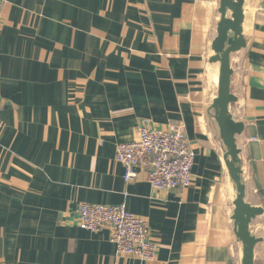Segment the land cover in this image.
I'll list each match as a JSON object with an SVG mask.
<instances>
[{
	"label": "crops",
	"instance_id": "1",
	"mask_svg": "<svg viewBox=\"0 0 264 264\" xmlns=\"http://www.w3.org/2000/svg\"><path fill=\"white\" fill-rule=\"evenodd\" d=\"M220 0H4L0 7V264H241L210 63ZM246 47L231 57L252 230L264 264V0H245ZM182 126L189 188L130 183L116 161L142 127ZM82 204L144 219L157 245L118 256L110 231L79 228Z\"/></svg>",
	"mask_w": 264,
	"mask_h": 264
},
{
	"label": "built area",
	"instance_id": "2",
	"mask_svg": "<svg viewBox=\"0 0 264 264\" xmlns=\"http://www.w3.org/2000/svg\"><path fill=\"white\" fill-rule=\"evenodd\" d=\"M3 2L0 0V7ZM195 159L184 128L177 125L167 129L142 127L137 140L120 144L116 150L125 181L133 182L138 170H147L149 182L158 192L189 188ZM76 218L82 230H109L118 256L136 257L143 262L155 259L158 248L150 238L148 223L125 205L82 204L76 210Z\"/></svg>",
	"mask_w": 264,
	"mask_h": 264
},
{
	"label": "water",
	"instance_id": "3",
	"mask_svg": "<svg viewBox=\"0 0 264 264\" xmlns=\"http://www.w3.org/2000/svg\"><path fill=\"white\" fill-rule=\"evenodd\" d=\"M245 0H220V21L217 37L212 44L211 64L218 67V95L213 103L214 119L225 147L223 162L230 179L233 194V222L235 235L241 248V264H255L256 247L263 239L252 230L253 221L263 214L261 208L252 207L246 200L243 171L237 137L245 126L235 122L232 105L237 102L231 90V57L246 47L243 36Z\"/></svg>",
	"mask_w": 264,
	"mask_h": 264
}]
</instances>
